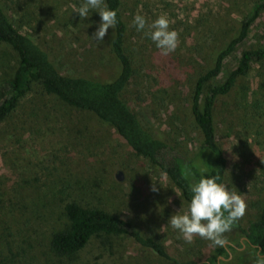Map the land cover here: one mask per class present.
Returning a JSON list of instances; mask_svg holds the SVG:
<instances>
[{
	"label": "rangeland",
	"instance_id": "obj_1",
	"mask_svg": "<svg viewBox=\"0 0 264 264\" xmlns=\"http://www.w3.org/2000/svg\"><path fill=\"white\" fill-rule=\"evenodd\" d=\"M1 1L19 30L49 52L61 74L108 80L118 71L109 50L110 34L103 42L93 37L101 22L97 10L90 9L86 19L75 12L84 0ZM254 1L122 0L129 31L126 46L135 67L123 98L165 147L173 146L200 170L210 165V157L188 114L192 83L225 46ZM137 14L149 24L166 14L170 30L179 34L176 50L163 56L145 35L147 27L137 31L133 24ZM259 46H264V11L226 58L214 82L237 65L243 51ZM13 65V53L0 44V100L12 93L6 80ZM47 91L42 98L27 95L0 123V264H84L86 254L71 261L54 255L48 246L65 192L81 193L92 203L115 210L130 223L131 232L158 236L182 261L257 264L264 258L242 233H223L220 243L199 236L185 242L167 223L188 204L159 166L134 154L110 125ZM215 124L228 159L223 184L245 199L246 213L238 219L245 227L254 217L252 201L264 193V66L254 63L239 88L220 99ZM166 157L168 151L161 150L158 163ZM154 183L157 191L152 190ZM221 246L225 251H218ZM115 251L121 264H170L130 239H118Z\"/></svg>",
	"mask_w": 264,
	"mask_h": 264
},
{
	"label": "trees",
	"instance_id": "obj_2",
	"mask_svg": "<svg viewBox=\"0 0 264 264\" xmlns=\"http://www.w3.org/2000/svg\"><path fill=\"white\" fill-rule=\"evenodd\" d=\"M104 2L117 12V24L114 29L109 28L108 33L109 50L119 69L108 80L61 74L49 52L19 30L12 13L0 0V44L10 49L14 59L11 75L6 80L12 93L0 100V123L16 112L19 103L27 95L42 98L49 88L63 104L89 112L114 128L134 154L159 166L179 190L181 198L189 204L190 183L199 181L201 176H219L220 183L225 178L228 159L216 136V109L221 98L231 96L239 88L254 63L264 66V46L243 51L237 65L227 71L221 81L215 83L214 80L220 75L226 58L247 37L261 16L264 0L254 1L249 14L240 21L237 30L229 35L225 46L211 57L210 64L196 74L192 83L188 114L193 129L210 157L211 166L205 163L206 168L203 170L175 152L173 146L165 147L164 141L151 127L140 121L123 98L135 74L134 62L126 46L129 31L123 17L122 0ZM98 18L101 20L99 13ZM161 150H167L169 158L158 163L157 154ZM63 195L59 200L60 219L51 229L48 240L49 249L54 255L73 261L84 253L87 257L84 264H121L114 252V245L118 239H130L170 264L196 263L174 257L158 236L141 233L136 229L131 232L130 223L104 204L92 203L81 193L65 192ZM251 207L255 208V213L247 225L243 227L237 220L225 233H242L249 245L264 254V193L252 201ZM218 251H225V247L221 246Z\"/></svg>",
	"mask_w": 264,
	"mask_h": 264
},
{
	"label": "clouds",
	"instance_id": "obj_3",
	"mask_svg": "<svg viewBox=\"0 0 264 264\" xmlns=\"http://www.w3.org/2000/svg\"><path fill=\"white\" fill-rule=\"evenodd\" d=\"M90 9H96L101 17L93 37L96 41L103 42L109 28L114 29L117 24V12L110 9L104 0H84L75 12L81 19H86ZM133 24L137 31L147 27L145 35L151 38L163 56H168L178 47L179 34L170 30V20L166 14H160L150 24L144 16L137 14ZM219 180V176H201L199 181L190 183L188 188L191 199L187 210H179L169 218L167 225L178 230L185 242L192 243L194 237L199 236L220 243L222 234L229 231L232 224L245 215V199L238 191L230 190L228 186L218 182ZM152 190H158L155 183ZM257 264H264V258L259 259Z\"/></svg>",
	"mask_w": 264,
	"mask_h": 264
},
{
	"label": "water",
	"instance_id": "obj_4",
	"mask_svg": "<svg viewBox=\"0 0 264 264\" xmlns=\"http://www.w3.org/2000/svg\"><path fill=\"white\" fill-rule=\"evenodd\" d=\"M119 176H120V175L118 174V178H119Z\"/></svg>",
	"mask_w": 264,
	"mask_h": 264
}]
</instances>
